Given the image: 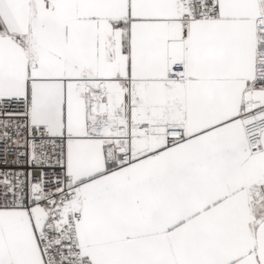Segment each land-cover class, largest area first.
I'll list each match as a JSON object with an SVG mask.
<instances>
[{
    "label": "snow or ice",
    "instance_id": "snow-or-ice-1",
    "mask_svg": "<svg viewBox=\"0 0 264 264\" xmlns=\"http://www.w3.org/2000/svg\"><path fill=\"white\" fill-rule=\"evenodd\" d=\"M0 264H264V0H0Z\"/></svg>",
    "mask_w": 264,
    "mask_h": 264
}]
</instances>
